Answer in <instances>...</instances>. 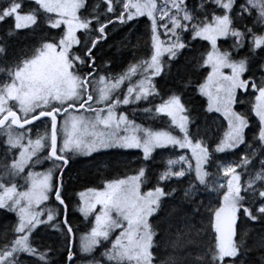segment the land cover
I'll return each mask as SVG.
<instances>
[{"label": "snow or ice", "instance_id": "6c2138e0", "mask_svg": "<svg viewBox=\"0 0 264 264\" xmlns=\"http://www.w3.org/2000/svg\"><path fill=\"white\" fill-rule=\"evenodd\" d=\"M27 2L26 11L25 0L0 4V21L14 22L0 39V137L5 138L0 142V210L17 218L10 230H0V264H26V257L52 264V249L34 246L39 226L63 238L68 264H75L65 175L74 158L95 160L109 149H138L142 163L134 174L79 193L77 210L86 220L91 217L79 243L82 255L100 248L104 264H246L253 248L245 229L237 239V221L241 215L264 221V0ZM139 18L149 22L150 54L136 58L133 52L134 60L120 73L104 72L93 49L107 40L109 25L114 30ZM45 27L30 49H11L8 40L18 31L36 34ZM196 40L210 47L185 57L193 69L205 70L193 90L206 98V113L226 122L211 150L209 129L190 130L195 117L190 119L188 102H182L192 80L165 96L155 82ZM140 46L138 37L134 47ZM142 101L149 104L140 109L145 119L166 117L168 126H145L122 109ZM238 104L247 107L238 111ZM253 115L258 125L249 141L245 129ZM241 145L238 158H232ZM158 149L186 153L172 151L145 191L147 162ZM51 197L62 211L47 206ZM165 198L176 202L165 206ZM258 250L264 252V235ZM258 260L264 264V255ZM86 264L101 260L92 256Z\"/></svg>", "mask_w": 264, "mask_h": 264}, {"label": "trees", "instance_id": "16d2710c", "mask_svg": "<svg viewBox=\"0 0 264 264\" xmlns=\"http://www.w3.org/2000/svg\"><path fill=\"white\" fill-rule=\"evenodd\" d=\"M95 0H87L88 4L94 3ZM188 2H196V0H188ZM6 0H0V4H5ZM196 4V3H195ZM194 4V5H195ZM31 7L25 0V11ZM103 7V5H102ZM12 18H8L4 21H0V39H6V33L9 29L13 28ZM148 21L139 20L137 22H131L126 25H116L113 30V26L109 25L108 37L106 41H103L97 46V49H93L96 56V64L103 66V69L111 70L115 74L120 73L130 61L134 60L133 52H135V57H147L150 52L148 50L147 40L148 33ZM251 26V25H250ZM47 31L46 27L38 30L36 34L29 32V30H20L15 34V37L8 40V43L12 50H28L35 43V39ZM58 30H52L56 32ZM140 38L141 46L135 48L134 45L137 44V38ZM187 38L188 35H185ZM221 43V42H220ZM224 43V42H223ZM205 47L208 46L206 41H192V47L190 49L182 50L181 56L172 63L171 70L167 76L163 75L158 83V88L160 90L161 96L169 94L171 91L179 92L181 90L182 83L187 80H192V86H189L184 90V95L182 96V102L187 101L186 107L191 109L190 119L195 117V122L190 125L191 130H195L196 125H200L202 129L208 128V143L211 148L214 145V138L217 135H222L226 128L225 122L220 118V116L212 113H206L205 109L207 106V101L204 97L200 96L197 92L193 90V86L201 81V73L205 70L196 68L193 69L192 63L186 62L185 57L191 58L197 55L199 52L204 51ZM119 48V51L117 50ZM107 62V64H105ZM179 68V71L177 69ZM100 69H98L99 71ZM114 74V75H115ZM179 79L180 83L177 82ZM159 102V101H155ZM247 105H237L238 111H243ZM130 108V107H129ZM130 118H134L137 122L144 124V118L139 115L134 117L127 111ZM166 119V117H163ZM258 121L253 116L250 117V128L246 133V140H251L253 132L257 131ZM161 126H159L160 128ZM5 138L0 137V142ZM244 145L239 148L235 153L237 156L232 158H238V154L241 153ZM0 152H3V147H0ZM165 150L161 151L154 156V159L147 162L148 175L151 187L155 183V176L164 168V162L166 160ZM224 157L225 154H217ZM231 155V154H229ZM258 159V158H257ZM103 162V166L101 165ZM255 162V161H254ZM142 163V154L138 151H112L105 152L96 156L95 160H87L82 164L72 161L70 164V172H66L65 175V188L63 190L65 203L69 208L68 220L73 227V232L75 236L78 233H85L89 227V222H86L83 218H80L75 213V204L77 203L76 193L80 192L86 188H100L104 181L108 179H113L116 177H123L125 174H134V170L137 169ZM212 170V169H209ZM238 171H240L238 169ZM71 177L69 180L68 177ZM245 176L242 175V181L245 180ZM148 187V188H149ZM181 190L180 186H177V192L175 196H180ZM55 200L52 203H54ZM173 198H165V206L175 204ZM59 207L56 203L54 206ZM60 208V207H59ZM61 209V208H60ZM62 211V209H61ZM163 216L164 213L159 214ZM16 216L14 213L6 212L5 210H0V230L8 228L10 230L11 226L16 222ZM245 229L247 231L246 243L253 248V251L247 257L246 264H259L258 257L264 255V252L259 251V237L264 235L261 232L264 229V221L251 222L245 219L242 215L237 221V239L240 238L241 230ZM45 230L49 231L48 240H45L46 233ZM51 229L44 228L41 226L33 235L34 246L40 251L46 250V248H51L52 251L48 253L52 264H67L66 254L67 247L62 237ZM255 241V243H254ZM100 249V248H99ZM77 250V248L75 249ZM161 251H166L161 249ZM26 264H40L37 258L26 257ZM79 261L77 256L76 262ZM75 262V263H76Z\"/></svg>", "mask_w": 264, "mask_h": 264}, {"label": "rangeland", "instance_id": "374dc122", "mask_svg": "<svg viewBox=\"0 0 264 264\" xmlns=\"http://www.w3.org/2000/svg\"><path fill=\"white\" fill-rule=\"evenodd\" d=\"M186 2L189 3L188 0H186ZM195 3H198V0H196V2H190L189 4L194 5ZM145 19H146V18H139L138 21H139V20H145ZM146 20H147V19H146ZM132 22H133V21H132ZM134 22H137V21H134ZM129 23H131V22H129ZM249 26H250V25H249ZM78 35H79V33H78ZM184 35H188V34L185 33ZM162 39H163V37H162ZM220 42H221V41H218V44H220ZM224 46H225V47L228 46V42H227V41H224ZM145 58H146V57H145ZM165 59H166V57H165ZM85 70H87V69H85ZM103 71H104V72H108V71H111V70H108V69L106 70V67H105V69H103ZM111 72H112V71H111ZM112 74L114 75L115 73L112 72ZM162 76H163V74H162ZM162 76H161V77H162ZM161 77H156V78H155V82H156V85H157V89H158V90H159V88H158V83H159V80H160ZM159 92H160V90H159ZM160 95H161V94H160ZM204 98H205V97H204ZM205 99H206V98H205ZM156 101H159V99H157ZM157 103H158V102H157ZM129 107H130V108H129ZM145 107H149V104H148L147 102H143V101H142V102L137 103L136 105L122 106V109L126 111V114H128L127 111L129 110V113L131 114V113H132V109L135 108V109H137L135 115H139V116H141V117H145V115L140 111V109L145 108ZM235 107H236V110H237V105H236ZM212 114H216V115L219 116V114H217V113H212ZM220 118L223 120L222 117H220ZM144 121H145V122H144V125H145V126H151V127H153V128H159V126H161V127H167V126H168V123H169L168 120H167V118L164 119L163 117L158 118V119H156V120H147V119L144 118ZM136 122H137V121H136ZM224 122H225V121H224ZM137 123H141V122H137ZM141 124H143V123H141ZM225 124H226V122H225ZM161 127H160V128H161ZM249 128H250V126H249ZM249 128H248V129H249ZM225 129H226V128H225ZM248 129H245V133H247ZM40 130L43 131V127H41ZM190 130H191V129H190ZM176 132H178V130H176ZM174 134H176V133H174ZM241 147H242V145H241L239 148H241ZM239 148H238V149H239ZM238 149H236V150H234V151H237ZM164 150L167 152V153H165L166 159L172 154V151H175V152L180 153V154H185V153H186V150H181V149H175V150H170V149H163V150H161V149H158V150H156L155 153H153V157H154L156 154L161 153V151H164ZM112 151H123V152H128V151H138V152L141 153V151L138 150V149H135V150L109 149V150H106L105 152H112ZM105 152H104V153H105ZM141 154H142V153H141ZM188 154L190 155V153H188ZM87 160H89V159L81 158V157H76V158L73 159V161L78 162L79 164H82L83 162H85V161H87ZM46 166H47V165H44L43 167H46ZM36 170H42V167H41V166H38ZM150 181H151V180H149V183H148L147 186L143 187V190H145V191L148 190V187H149ZM241 182L243 183L242 179H241ZM87 189H89V188L83 189V190H81L80 192H85V194L87 195ZM80 192L76 193V196H75V197H77V198H76V199H77V203L75 204V213H76V215L79 216L80 218H83L86 222H89V220L91 219V217L89 218V220H86V219H85V218L79 213V211L77 210V205H78V203H79V199H80V198H79V193H80ZM52 199H53V197H51L50 200H49L48 202H46L47 206L50 207V208H53V209L59 208V207H56V205L53 206L54 204L52 203ZM40 227H41V226H39V228H40ZM39 228H38V229H39ZM38 229H37V230H38ZM89 230H90V225H89V227H88V229H87V231H86L85 233H78L77 236H76V248H77V250H76V254H77V256L79 257V261L76 262L75 264H86V261L92 259V256H95L96 258L100 259V260H101V264H104V258L101 257V256L99 255L100 252H101V249L97 248L96 251L92 254V256L82 255V254L80 253V251H79V243H80V239H81L82 236L86 235V234L88 233ZM34 233H35V232H34ZM34 233H33V235H34Z\"/></svg>", "mask_w": 264, "mask_h": 264}, {"label": "water", "instance_id": "95a60500", "mask_svg": "<svg viewBox=\"0 0 264 264\" xmlns=\"http://www.w3.org/2000/svg\"><path fill=\"white\" fill-rule=\"evenodd\" d=\"M35 124H38L39 122H34ZM71 164V162H70ZM55 200V199H54ZM55 203L58 205V202L55 201ZM59 206V205H58ZM60 208H62V206H59ZM69 216V208H68V212H67V217ZM74 233V232H73ZM75 249H76V237H75V234H74V240L72 241V246H71V250L73 251V253L75 254ZM73 260L74 262H76L77 260V256L76 254L74 255L73 257ZM67 264H68V261H67Z\"/></svg>", "mask_w": 264, "mask_h": 264}, {"label": "flooded vegetation", "instance_id": "af4514ba", "mask_svg": "<svg viewBox=\"0 0 264 264\" xmlns=\"http://www.w3.org/2000/svg\"><path fill=\"white\" fill-rule=\"evenodd\" d=\"M38 124H39V123H38ZM63 196H64V194H63ZM63 198H64V197H63ZM53 201H54V197H53ZM54 203H55V202H54ZM54 203H53V204H54ZM53 206H54V205H53ZM61 209H62V208H61ZM45 233H46V235H45V236H46L45 240H48L47 237H48L49 231H48V230H45ZM56 235H57V234H56ZM46 249H47V248H46ZM75 254H76V250H75ZM76 256H77V254H76Z\"/></svg>", "mask_w": 264, "mask_h": 264}]
</instances>
